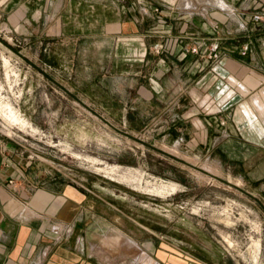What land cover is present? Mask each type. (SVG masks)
<instances>
[{
	"label": "rangeland",
	"instance_id": "1",
	"mask_svg": "<svg viewBox=\"0 0 264 264\" xmlns=\"http://www.w3.org/2000/svg\"><path fill=\"white\" fill-rule=\"evenodd\" d=\"M7 4L0 0V139L23 155L27 170L84 192L171 256L264 264L260 147L232 145L228 157L210 142L209 115L198 107L194 114L190 97L187 123L175 126L185 137L171 139L167 127L181 114L164 110L178 98L143 94L148 80L141 63L116 62L121 54L111 40L86 42L63 29L55 41L51 17H18ZM6 103L22 126L8 119ZM88 238L90 261L111 264L112 257L95 254L104 242Z\"/></svg>",
	"mask_w": 264,
	"mask_h": 264
},
{
	"label": "crops",
	"instance_id": "2",
	"mask_svg": "<svg viewBox=\"0 0 264 264\" xmlns=\"http://www.w3.org/2000/svg\"><path fill=\"white\" fill-rule=\"evenodd\" d=\"M253 4L254 0H8L5 9L9 6L23 18L51 17L55 41L63 29L72 37L83 34L86 42L114 41L121 54L116 62L144 67L148 88L143 94L150 100L178 98L164 110L179 109L181 114L167 127V136L185 137V129L175 126L187 123L182 119L189 118L185 98L190 97L196 103L194 114L201 113L198 107L209 115L210 142L229 157L232 145L258 146L264 153V22L251 21ZM190 5L206 13L191 15L186 9ZM215 46L217 58L212 59ZM197 121L192 124L196 129ZM2 141L0 264H99L90 261V234L104 242L95 254L112 257L111 264H197L171 256L159 242L147 239L84 192L44 172L41 179L37 166L31 167L37 173H30L23 155ZM88 208L106 217L89 218ZM120 228L126 231L123 235Z\"/></svg>",
	"mask_w": 264,
	"mask_h": 264
},
{
	"label": "built area",
	"instance_id": "3",
	"mask_svg": "<svg viewBox=\"0 0 264 264\" xmlns=\"http://www.w3.org/2000/svg\"><path fill=\"white\" fill-rule=\"evenodd\" d=\"M253 5H254V10L251 14V21L255 24L264 22V0H254ZM186 9L190 12L191 15L193 14L204 15L206 13V11L203 8L199 9L197 8V6L190 5L189 7H186ZM242 27H243L242 24H240V28ZM211 52L212 53L210 58L216 59L217 46L213 47ZM9 183L12 184L13 182L10 181Z\"/></svg>",
	"mask_w": 264,
	"mask_h": 264
},
{
	"label": "bare ground",
	"instance_id": "4",
	"mask_svg": "<svg viewBox=\"0 0 264 264\" xmlns=\"http://www.w3.org/2000/svg\"><path fill=\"white\" fill-rule=\"evenodd\" d=\"M219 3H221V1ZM224 7H225V5L221 6L222 9H224ZM4 64L6 66H8L9 62L6 59H4ZM6 77L9 78L8 71H7ZM3 107L7 113L8 119L10 121H12L13 123H16L18 125H21V126L23 125V120L16 114V112L11 108V106L9 104L6 103ZM228 243L230 244L229 241H228ZM258 246L259 245L257 243L255 245V247L258 248Z\"/></svg>",
	"mask_w": 264,
	"mask_h": 264
}]
</instances>
